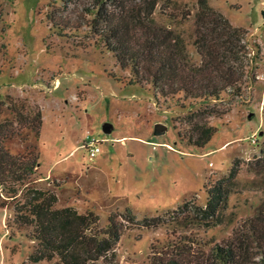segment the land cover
<instances>
[{"label": "rangeland", "instance_id": "1", "mask_svg": "<svg viewBox=\"0 0 264 264\" xmlns=\"http://www.w3.org/2000/svg\"><path fill=\"white\" fill-rule=\"evenodd\" d=\"M81 1L66 7L64 0H0V121L12 120L16 128L5 145L12 153L38 146L40 165L32 179L56 193L55 206L95 212L100 217L96 227L116 214L124 225L117 243L121 264L148 262L152 243L159 248L188 235L209 250L231 238L264 201V173L248 167L264 146V0H210L248 30L255 60L231 110L209 117L218 130L204 146L189 141L182 121L200 102L187 100L182 106L178 95L156 99L150 83H128L130 69L92 34V15ZM198 10V0H159L154 17L181 31L191 57L200 63ZM52 11L56 20L74 27L56 28L48 16ZM184 11L192 12L182 20ZM13 102L19 112L9 105ZM37 109L42 111L38 137L19 121L21 114ZM105 121L113 126L109 132ZM159 121L168 125L163 133L155 131ZM92 141L100 150L91 157ZM238 158L242 171L220 220L207 224L193 211L177 213L187 201L192 209L206 205L208 189ZM19 201L21 193L8 197L0 191V264H57L58 256L29 257L37 242L31 226L13 222V204ZM128 209L140 222L156 214L169 222L155 228L132 224L123 218Z\"/></svg>", "mask_w": 264, "mask_h": 264}, {"label": "trees", "instance_id": "2", "mask_svg": "<svg viewBox=\"0 0 264 264\" xmlns=\"http://www.w3.org/2000/svg\"><path fill=\"white\" fill-rule=\"evenodd\" d=\"M72 2L76 0H64L66 7ZM81 2L83 10L92 15L89 22L92 34L114 53L121 67L130 69L132 78L128 83H150L156 99L159 94L178 95L179 101L183 100L182 106H186L187 100L191 104L200 102V107L190 110L182 121L188 125L185 134L189 141L204 146L218 130L208 121L209 117L228 113L231 101L243 95V84L255 60L250 53L248 30L236 26L210 0H198L195 42L202 57L198 63L191 57L181 31L155 19L159 0ZM191 12H182V20ZM50 15L59 30L74 27L63 19L56 20L53 11ZM9 105L19 112L15 102ZM41 114L37 109L19 117L22 127L32 128L37 137L42 128ZM15 129L12 120L0 121V191L8 197L22 194L23 201L13 204V222L32 227L30 236L37 245L29 257L39 261L58 256L57 264H121L117 243L123 233L122 221L113 213L106 226L96 227L100 217L95 212H79L70 205L55 206L56 193L35 186L32 179L40 165L38 146L12 153L5 145L6 137ZM248 167L251 172L264 173V146L261 154L248 162ZM241 171L242 160L238 158L230 172L208 189L206 205L192 209L191 201H187L177 213L193 211L202 222L214 224L228 208ZM127 211L123 218L132 224L155 228L169 222L167 216L158 214L146 216L140 222L136 214ZM202 244L188 235L159 248L152 243L148 262L143 264H264V201L231 238L215 243L209 250Z\"/></svg>", "mask_w": 264, "mask_h": 264}, {"label": "water", "instance_id": "3", "mask_svg": "<svg viewBox=\"0 0 264 264\" xmlns=\"http://www.w3.org/2000/svg\"><path fill=\"white\" fill-rule=\"evenodd\" d=\"M254 116H255V113L252 112L250 114V117H254ZM103 127H104L105 130H107V132H109V131H111V129H112L113 126H112L111 123L105 121L103 123ZM167 128H168V125L166 123H163V122H160V121L157 122L156 125H155V131L156 132L163 133Z\"/></svg>", "mask_w": 264, "mask_h": 264}, {"label": "built area", "instance_id": "4", "mask_svg": "<svg viewBox=\"0 0 264 264\" xmlns=\"http://www.w3.org/2000/svg\"><path fill=\"white\" fill-rule=\"evenodd\" d=\"M88 152H89V155L92 157V156H94L95 155V153L97 152V151H99L100 150V146H99V144L97 143V142H94V141H92L90 144H89V146H88Z\"/></svg>", "mask_w": 264, "mask_h": 264}]
</instances>
